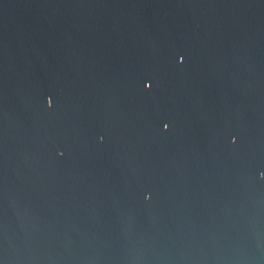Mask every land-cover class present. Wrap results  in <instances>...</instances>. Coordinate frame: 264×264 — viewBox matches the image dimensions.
I'll use <instances>...</instances> for the list:
<instances>
[{"label": "water", "instance_id": "1", "mask_svg": "<svg viewBox=\"0 0 264 264\" xmlns=\"http://www.w3.org/2000/svg\"><path fill=\"white\" fill-rule=\"evenodd\" d=\"M258 171L264 0H0L9 264L258 260Z\"/></svg>", "mask_w": 264, "mask_h": 264}, {"label": "clouds", "instance_id": "2", "mask_svg": "<svg viewBox=\"0 0 264 264\" xmlns=\"http://www.w3.org/2000/svg\"><path fill=\"white\" fill-rule=\"evenodd\" d=\"M182 58L178 57L177 58V62H179ZM147 86V82L145 83ZM45 100L48 101L50 100L48 97H45ZM46 105L50 106V103H46ZM164 127L166 128V126L164 125ZM235 137H230L229 139V143H233L235 142ZM97 140L100 141L102 140V137H97ZM62 153L58 150L56 155H61ZM257 177L258 178H264V171H258L257 172ZM145 200L149 199V193H145L144 197ZM0 264H9V260L7 258H0ZM216 264H264V255H262L258 260L255 261H231V262H216Z\"/></svg>", "mask_w": 264, "mask_h": 264}, {"label": "snow or ice", "instance_id": "3", "mask_svg": "<svg viewBox=\"0 0 264 264\" xmlns=\"http://www.w3.org/2000/svg\"><path fill=\"white\" fill-rule=\"evenodd\" d=\"M150 84H151V82H150V81H148V82H147V86H146V84H145V83H144V85H143V86H144L145 88H148V87L150 86ZM165 126L167 127L168 125H167V124H165Z\"/></svg>", "mask_w": 264, "mask_h": 264}]
</instances>
